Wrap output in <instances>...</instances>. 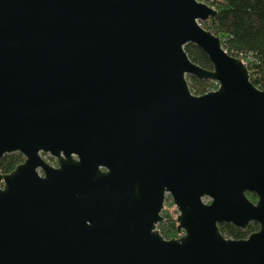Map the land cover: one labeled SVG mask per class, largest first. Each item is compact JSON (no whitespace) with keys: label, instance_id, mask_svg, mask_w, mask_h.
<instances>
[{"label":"water","instance_id":"obj_1","mask_svg":"<svg viewBox=\"0 0 264 264\" xmlns=\"http://www.w3.org/2000/svg\"><path fill=\"white\" fill-rule=\"evenodd\" d=\"M217 16L199 0H0V160H26L0 176V264H264V90L204 28ZM190 76L219 89L196 96ZM167 194L178 239L158 230ZM252 223L245 240L219 228Z\"/></svg>","mask_w":264,"mask_h":264},{"label":"trees","instance_id":"obj_2","mask_svg":"<svg viewBox=\"0 0 264 264\" xmlns=\"http://www.w3.org/2000/svg\"><path fill=\"white\" fill-rule=\"evenodd\" d=\"M199 1L218 12L216 19L203 24L204 28L221 39L228 54L242 60L248 68L253 85L264 90V0ZM185 50L194 63L206 70L213 69L208 56L197 46L189 44ZM188 82L191 92L196 96L219 89V84L215 81H200L190 76ZM23 159L20 153L6 155L0 162V172L10 173ZM247 195L252 201L256 199L254 194ZM162 214L164 221L158 225V230L166 240L178 238V219H174L167 211ZM257 228V224L253 223L246 231L230 225H224L220 229L228 238L242 239Z\"/></svg>","mask_w":264,"mask_h":264},{"label":"flooded vegetation","instance_id":"obj_3","mask_svg":"<svg viewBox=\"0 0 264 264\" xmlns=\"http://www.w3.org/2000/svg\"><path fill=\"white\" fill-rule=\"evenodd\" d=\"M24 158V157H23ZM3 159V158H2ZM2 159L0 160V162L2 161ZM25 158L23 159V161L21 162V163H19L18 165H16V167L14 168V170H12L10 173H2V172H0V176H4V175H9V174H11L12 172H14L16 169H17V167H19L20 165H22V164H24L25 163ZM54 162L56 163V165L54 166V167H58V161L55 159L54 160ZM49 164V163H48ZM41 176H43V174H42V172H41ZM1 188H3V184L1 185ZM255 195V194H254ZM256 196V195H255ZM168 198H171L172 199V197L170 196V194H167L166 195V201H167V199ZM173 200V199H172ZM252 201V200H251ZM257 201H258V197L256 196V199L254 200V201H252L253 203H257ZM166 203V202H165ZM205 203H207V204H210L211 203V200L210 199H207V201H205ZM176 206V205H175ZM177 207V206H176ZM178 209V208H177ZM179 211V210H178ZM179 214H180V212H179ZM177 219H178V217H177ZM253 224V223H252ZM255 224H257V223H255ZM224 225H230V224H223V225H220L219 226V228H221V227H223ZM251 225V224H250ZM249 225V226H250ZM230 226H233V225H230ZM249 226L246 228V229H239V228H237V229H239V230H241V231H246V230H248L249 229ZM257 226H258V228H257V230H254V231H251V233H249V235L246 237V238H242V239H233V240H245V239H248L249 237H250V235H252L253 233H256V232H258L259 230H260V226L257 224ZM234 227V226H233ZM235 228V227H234ZM221 230V229H220ZM222 232V231H221ZM179 233V232H178ZM223 234V233H222ZM183 235V232L182 233H179V237L178 238H180L181 236ZM224 235V234H223ZM225 236V235H224ZM226 237V236H225ZM178 238H176V239H178ZM226 238H228V237H226ZM229 239H232V238H229Z\"/></svg>","mask_w":264,"mask_h":264},{"label":"rangeland","instance_id":"obj_4","mask_svg":"<svg viewBox=\"0 0 264 264\" xmlns=\"http://www.w3.org/2000/svg\"><path fill=\"white\" fill-rule=\"evenodd\" d=\"M187 80H188V77H187ZM216 90H218V89H215V90H212V91H216ZM41 155H42V158L47 163H49L52 166L56 165V163L54 162L55 158H53L50 154L42 153ZM205 201H207V199H205ZM165 211L169 212L173 216L174 219H177V217L179 216V211H178L177 207L175 206V204H174V202H173V200L171 198H168L166 203H165L164 212Z\"/></svg>","mask_w":264,"mask_h":264}]
</instances>
